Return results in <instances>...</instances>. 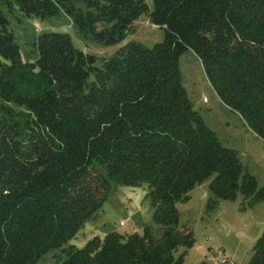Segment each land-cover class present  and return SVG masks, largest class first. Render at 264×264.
<instances>
[{
    "label": "trees",
    "instance_id": "16d2710c",
    "mask_svg": "<svg viewBox=\"0 0 264 264\" xmlns=\"http://www.w3.org/2000/svg\"><path fill=\"white\" fill-rule=\"evenodd\" d=\"M4 5L24 17L62 11L83 37L121 45L100 57L44 31L27 61ZM143 14L163 29L150 47L128 37ZM189 49L220 101L264 140V0H154L151 10L146 0H0V264H35L52 249L66 254L56 264H184L195 237L177 204L195 185L211 178V208L264 199L193 108L179 69ZM112 181L147 184L155 226L66 245ZM248 264H264V230Z\"/></svg>",
    "mask_w": 264,
    "mask_h": 264
},
{
    "label": "rangeland",
    "instance_id": "374dc122",
    "mask_svg": "<svg viewBox=\"0 0 264 264\" xmlns=\"http://www.w3.org/2000/svg\"><path fill=\"white\" fill-rule=\"evenodd\" d=\"M146 1L151 10L154 0ZM2 8L10 20L9 28L14 31L17 44H20L22 57L27 61L37 59L33 42L38 33L44 31L67 32L72 36L75 47L100 57L113 54L121 45H104L83 37L72 23V17L62 11L42 18L24 17L18 11H9L5 5ZM148 17V14H143L136 19L128 37L150 47L163 41V29L152 25ZM179 64L182 85L194 104L193 108L203 116L224 146L237 150L242 164L258 179L259 187L264 186V140L255 136L242 117L220 101L193 51L189 49L181 54ZM210 183L211 178L195 185L189 192V199L177 204L180 226L186 225L195 237L193 246L184 256V264H221L220 257L232 260V264H248L254 242L264 230V199L244 208L246 201L239 195L235 200H220L211 208L208 205L214 195L209 190ZM110 185L100 212L88 220L66 245L80 248L92 237L103 238L111 231L141 234L145 225L155 226L152 222L154 209L150 198L145 196L146 183L128 186L112 181ZM219 251L222 255H218ZM59 256L64 258L66 254L61 249H52L35 264H56Z\"/></svg>",
    "mask_w": 264,
    "mask_h": 264
},
{
    "label": "built area",
    "instance_id": "2783aa9c",
    "mask_svg": "<svg viewBox=\"0 0 264 264\" xmlns=\"http://www.w3.org/2000/svg\"><path fill=\"white\" fill-rule=\"evenodd\" d=\"M218 255H222V252L219 251ZM220 262L221 264H232L233 263L232 260L226 259L224 257H220Z\"/></svg>",
    "mask_w": 264,
    "mask_h": 264
},
{
    "label": "crops",
    "instance_id": "0c3cea01",
    "mask_svg": "<svg viewBox=\"0 0 264 264\" xmlns=\"http://www.w3.org/2000/svg\"><path fill=\"white\" fill-rule=\"evenodd\" d=\"M236 113V112H235ZM242 119V118H241ZM244 122V121H243ZM255 135V134H254ZM256 136V135H255Z\"/></svg>",
    "mask_w": 264,
    "mask_h": 264
}]
</instances>
